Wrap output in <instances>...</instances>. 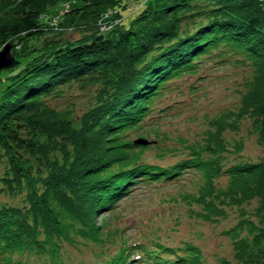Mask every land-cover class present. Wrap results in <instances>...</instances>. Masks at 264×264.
I'll list each match as a JSON object with an SVG mask.
<instances>
[{
    "label": "trees",
    "instance_id": "1",
    "mask_svg": "<svg viewBox=\"0 0 264 264\" xmlns=\"http://www.w3.org/2000/svg\"><path fill=\"white\" fill-rule=\"evenodd\" d=\"M5 42L14 58L0 95V192L21 202L0 201V264H69L66 248L89 243L98 264H205L197 245L129 239L110 215L137 184H181L190 168L201 183L171 198L201 221L234 211L224 232L235 264H264V152L233 159L242 144L230 149L222 136L237 128L232 120L211 118L214 144L181 141L169 164L147 159L148 149L170 150L160 138L129 135L163 109L156 100L168 78L194 71L221 44L252 63L235 115L251 119L264 145V0H0ZM75 92L88 97L78 115L60 104ZM222 172L224 185L215 179ZM115 238L112 250L105 243Z\"/></svg>",
    "mask_w": 264,
    "mask_h": 264
},
{
    "label": "rangeland",
    "instance_id": "2",
    "mask_svg": "<svg viewBox=\"0 0 264 264\" xmlns=\"http://www.w3.org/2000/svg\"><path fill=\"white\" fill-rule=\"evenodd\" d=\"M132 16L133 13H130L123 21L128 22ZM66 35L77 36L78 32L71 31ZM8 73L7 67L0 69V95L10 81ZM252 75L251 61L233 46L220 44L213 47L202 55L194 71L168 78L166 94L156 100L158 108L163 109L159 111L156 108L155 111L161 114L157 116L154 111L142 116L139 120L141 126L129 135L134 136L138 132L143 136H151L148 138H160L161 146L170 150L159 156L155 150L148 149L147 159L169 164L182 155L181 141L202 143L206 138L204 136H208L206 146L213 145L209 132L214 131L216 126L210 125L209 120L218 116L224 122L232 120L237 126L235 129L225 127L222 130L228 148L232 149L238 142L242 144L238 154H231L233 159L255 160L264 152V145L258 143L251 119L235 115L240 95L249 86ZM87 101L85 94L75 92V95L63 98L60 104H70L74 109L72 113L78 115ZM3 168L0 162V173ZM227 175L225 172L218 174L215 177L217 184L224 185ZM201 181L200 172L190 168L183 174L181 184L168 182L154 187L137 184L131 193L117 200L116 213L110 214L116 216L112 223L124 227V234L129 239L160 242L166 246L192 243L200 248L205 264H235L231 238L224 232L238 219L235 212L229 210L226 218L215 223L201 221L188 215L185 203H177L171 198L183 189L196 190ZM0 201L20 203L21 198L20 195L0 192ZM118 243V238H115L107 240L105 244L113 250L114 247L118 248ZM97 246L95 243L82 244L77 248L68 246L66 252L71 258L69 264H98L101 260Z\"/></svg>",
    "mask_w": 264,
    "mask_h": 264
},
{
    "label": "water",
    "instance_id": "3",
    "mask_svg": "<svg viewBox=\"0 0 264 264\" xmlns=\"http://www.w3.org/2000/svg\"><path fill=\"white\" fill-rule=\"evenodd\" d=\"M14 56L11 53V43L10 42H5L1 47H0V69L3 67H7L11 64ZM135 143H140V144H145L149 142L150 140L143 137V136H137L133 139Z\"/></svg>",
    "mask_w": 264,
    "mask_h": 264
},
{
    "label": "built area",
    "instance_id": "4",
    "mask_svg": "<svg viewBox=\"0 0 264 264\" xmlns=\"http://www.w3.org/2000/svg\"><path fill=\"white\" fill-rule=\"evenodd\" d=\"M51 23L55 24L56 23V19L52 20ZM102 27H104V25Z\"/></svg>",
    "mask_w": 264,
    "mask_h": 264
},
{
    "label": "bare ground",
    "instance_id": "5",
    "mask_svg": "<svg viewBox=\"0 0 264 264\" xmlns=\"http://www.w3.org/2000/svg\"><path fill=\"white\" fill-rule=\"evenodd\" d=\"M56 25H58L57 21H56Z\"/></svg>",
    "mask_w": 264,
    "mask_h": 264
}]
</instances>
